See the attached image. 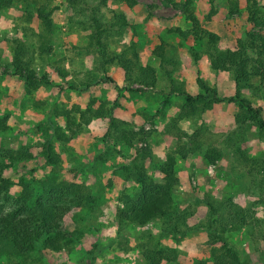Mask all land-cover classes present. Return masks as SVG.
I'll use <instances>...</instances> for the list:
<instances>
[{"label":"rangeland","instance_id":"obj_1","mask_svg":"<svg viewBox=\"0 0 264 264\" xmlns=\"http://www.w3.org/2000/svg\"><path fill=\"white\" fill-rule=\"evenodd\" d=\"M11 1L0 7V114H8V127L0 131V146H25L33 156L6 160L4 173L10 180L9 198H0V205L7 208L13 203L12 197L19 191L21 181H27L36 192L43 181H72L77 191L86 188L93 195L89 205L76 207L65 216L63 224L71 237L69 246L45 253L35 247L27 254L30 263L149 264L139 246V242L146 240L157 242L175 255L173 261L162 259L159 264H200L201 259L211 264L210 244L203 226L205 200L209 198L215 204L233 202L253 215L255 223L248 224L251 219L248 216L246 224L227 229L224 234L245 264H264V183H253L229 147L222 146V153L214 162H208L198 150L185 157L174 151L178 136L186 139L180 133H190L198 125L203 128L201 140L218 143L235 127L233 113L237 110V99L222 98L202 114H179L184 99L182 91L200 90L197 75L214 87L219 97L235 91L231 71L209 66L206 37L191 31L187 12L197 19L199 27L219 35L216 47H231L248 31L264 35V0H107L99 5L96 14L100 20L110 21L120 12L126 21L113 25L106 40L107 48L118 52L134 42L138 61L155 67L154 86L141 91L123 88L121 68L115 62L104 64L105 72L115 82L98 80L104 72L95 67L98 57L88 37L90 8L98 5L97 0ZM37 7L47 13L52 30L47 33L50 51L34 54L33 65L37 74L44 71L51 82L27 89L22 77L13 74L20 64L14 61L13 39L36 46L38 34L44 31ZM251 11L261 24L250 19ZM174 27L183 29L184 36ZM160 42L164 49L162 59L152 52L153 46ZM189 47L197 51L195 61ZM258 64L260 73L254 80L258 88L246 87L243 82L236 88L242 97L259 106L264 116V57H259ZM114 84L121 88L117 90ZM99 100L105 105L115 100L112 108L115 125L142 127L147 131L144 139H134L130 145L117 139L112 127L107 126V115L91 117L66 141L56 136V127L66 132L64 117L57 111L68 107L83 109L89 104L94 107ZM44 141L52 144L58 154L57 162L44 161L41 145ZM144 145L148 148L147 155L137 150ZM239 145L249 155L264 154V136L257 132L256 126H248ZM169 151H174L177 177L171 193L173 205L176 210L185 211L187 229L175 236L159 234L160 218L143 226L119 221L116 215L121 203L119 196L137 188L136 181L126 176L127 167L137 164L156 177L157 167ZM90 254H94L93 259ZM15 259L0 246V262Z\"/></svg>","mask_w":264,"mask_h":264},{"label":"trees","instance_id":"obj_2","mask_svg":"<svg viewBox=\"0 0 264 264\" xmlns=\"http://www.w3.org/2000/svg\"><path fill=\"white\" fill-rule=\"evenodd\" d=\"M126 1L132 2L133 0ZM11 2V0H0V7L7 6ZM106 2L107 0H97L98 5H93L90 8L89 43L97 53L98 61L95 67L102 68L104 72L102 76L98 77V80L115 82L114 77L104 69V64L115 62L121 68L125 90L141 91L146 87L154 86L155 67L147 62L140 63L138 61L134 42H130L118 52H112L107 48L106 40L112 33L113 25L125 24L126 21L120 12L115 13L110 21L100 20L96 12L99 10V5ZM37 12L44 31L42 30L38 34L36 46H27L21 39H13L14 61L20 63L13 74L22 77L27 89L35 88L41 82H51L44 71L37 74L33 65L34 54L41 55L50 51L47 33L52 30L47 13L43 12L41 7H37ZM187 18L191 22V31L200 37H206L209 66L219 71H231L235 91L232 95L219 97L216 89L206 84L197 75L196 82L200 90L195 93L182 91L184 99L179 114L184 116L194 113L202 114L213 102L220 101L222 98L228 101L237 99V110L233 113L235 127L226 133L218 143L208 144L205 140H201L203 128L202 125H198L190 133L184 131L180 133L185 135L186 139H181L178 136L174 151L185 157L187 153L198 150L208 162H214L221 155L222 146L229 147L239 162L240 168L245 169L253 183L262 185L264 183V154L249 155L244 148L240 147L239 142L244 139L245 131L251 125L256 126L257 132L264 136V116L259 106H255L239 94L236 86L239 82H243L246 87L258 88L254 80L260 73L259 57H264V35L257 31H248L244 37L236 39L231 47H216L219 35L199 27L197 19L190 12H187ZM250 19L261 24L252 11ZM173 30L183 36L185 34V31L179 27H174ZM152 52L162 59L163 44L161 42L155 44ZM189 52L195 61L197 51L193 47H189ZM56 69L61 71L58 66ZM6 70L4 69L3 72H7ZM134 83L137 85H133ZM114 87L117 90L121 88L117 84H114ZM114 104L115 100L109 105H105L103 101L99 100L94 107L89 104L83 109L68 107L57 111L64 117L66 132L56 127V136L66 141L76 132L80 124L87 123L91 117L107 115L109 119L107 126L108 128L112 127L113 134L117 139L129 145L134 139L143 140L147 131L142 127L133 129L131 126L118 127L115 125L112 116ZM7 127L8 114H0V131ZM41 145L44 161L46 163L57 162L58 154L53 150L52 144L49 141H44ZM137 150L144 155L148 154V148L145 145ZM174 151L164 154V159L157 167L156 177L148 174L143 167L137 164L127 167L126 176L136 181L137 188L132 193L124 192L119 196L121 203L116 208L119 221L143 226L154 218H160L159 234L177 236L184 233L187 229L185 211L174 208L171 194L177 181L174 169ZM32 156V151L25 146L17 148L0 146V198L6 200L9 198L10 180L4 173L7 168L6 160L14 161ZM20 184L19 191L12 197L13 203L7 208L0 205V246L16 258L15 262H0V264H31L27 254L35 247H39L41 253L68 247L71 237L67 235V227L63 224L65 216L72 213L76 207L89 205L93 199V195L88 189L77 191L72 181L60 180L55 183L43 181L39 192L34 191L27 181H21ZM205 204L207 212L203 226L206 229V241L210 244L211 264H245L234 245L226 239L224 232L227 229L240 228L246 224L248 216L251 217L248 224L255 223V218L249 211L233 202L215 204L206 198ZM221 208H225V211ZM149 242L146 240L139 242L141 253L147 263L159 264L162 259L168 262L174 260L175 255L169 249L159 246L157 242ZM87 252L90 253L91 250L89 249ZM90 258L93 259L94 254H90ZM199 263L205 264L206 261L201 259Z\"/></svg>","mask_w":264,"mask_h":264}]
</instances>
